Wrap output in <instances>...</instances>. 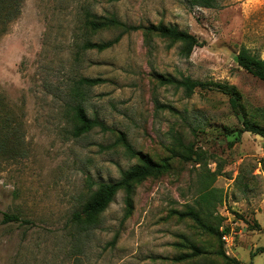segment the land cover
Masks as SVG:
<instances>
[{
	"label": "rangeland",
	"instance_id": "374dc122",
	"mask_svg": "<svg viewBox=\"0 0 264 264\" xmlns=\"http://www.w3.org/2000/svg\"><path fill=\"white\" fill-rule=\"evenodd\" d=\"M85 12L175 26L203 45L183 57L180 43L137 31L106 51H84L83 40L120 35L89 33ZM243 46L264 59V0H24L0 38V108L13 121L0 151V264H229L220 252L264 264V252L253 256L264 246V139L245 133L229 143L241 117L217 87L233 89L241 114L262 120L264 81L239 66ZM158 75L211 87L187 96ZM83 77L103 80L84 86L78 101L107 128L74 137L67 106ZM122 134L157 161L184 153L178 139L198 156L175 157L169 171L137 184L131 213L120 191L100 224L82 228L72 215L95 183L117 181L138 162ZM189 208L231 240L174 215ZM192 246L205 253L176 261Z\"/></svg>",
	"mask_w": 264,
	"mask_h": 264
},
{
	"label": "trees",
	"instance_id": "16d2710c",
	"mask_svg": "<svg viewBox=\"0 0 264 264\" xmlns=\"http://www.w3.org/2000/svg\"><path fill=\"white\" fill-rule=\"evenodd\" d=\"M23 3L24 0H0V38L7 34L11 23L19 18ZM84 21L85 27L89 33L91 32L96 34L102 30L120 31V35L107 41H92L91 39L83 40L80 44L81 49L84 51H106L116 45L124 34L137 31H142L148 40L150 37L156 36L167 39L173 43H180V55L183 57H189L194 48L203 45V42H200L194 35L180 30L175 26H168L162 23L147 26L128 25L113 15L99 16L92 12H85ZM237 62L241 68L264 81V59L252 54L248 48L243 46L237 55ZM158 79L162 84H176L177 86L184 88L187 96H190L192 93H194L197 88L204 89L206 87H211L203 82L193 80L191 78L177 80L172 77L166 78L162 75H158ZM102 81L103 80L101 78L83 77L75 82L74 86H72L71 97L73 100H77V102L68 105L67 112L70 115L72 121V135L74 137H81L97 127L102 129L107 128L103 121H100L98 118H91L88 115L83 102L78 101V99L83 100L84 94L82 93V88L84 86L98 85ZM217 87H219L220 91L229 96L232 110L241 117L240 119L242 127L236 131L235 138L229 143L234 145L241 141V138L245 133H251L264 139V116L262 117V120H256L251 116H247L246 114L242 115L237 103L236 92L233 89L224 86ZM0 102H3L1 97ZM12 125L13 121L11 119V114L0 108V151L2 153H4L6 150L7 142L13 129ZM119 141L123 143L126 153L131 158H136L138 162L129 170L123 172L120 179L117 181L95 183L96 189L92 191L84 206L81 208V210L75 211L72 215L73 222L82 228H92L100 224L101 215L112 203L115 196L120 191H125L127 194L126 204L129 208L128 213H131L133 210L131 195L137 184L150 177L169 171L171 168V161L175 157H180L185 161H195L198 156L193 144L185 145L179 139L178 145L184 148V153H176V156H169L161 159V161L154 160L149 154L134 150L133 146L127 141V138L124 134L121 135ZM202 201L206 203L209 200L204 198ZM202 213L204 212L200 211V209L195 210L194 208H189L187 211H175L174 215H177L178 218L182 220H193L201 229L219 237L220 239L222 235L227 232V229L224 230V233L220 232L218 227L215 228L205 221ZM3 216V221L5 223L18 221V217L16 215L4 214ZM191 250V253H188L184 257H178L176 261H181L183 259L185 260L186 258L190 257L195 258L205 253L197 246H192ZM263 252L264 246L259 247L253 256ZM220 255H222L229 264H239L236 259L230 258L224 252H220Z\"/></svg>",
	"mask_w": 264,
	"mask_h": 264
},
{
	"label": "built area",
	"instance_id": "2783aa9c",
	"mask_svg": "<svg viewBox=\"0 0 264 264\" xmlns=\"http://www.w3.org/2000/svg\"><path fill=\"white\" fill-rule=\"evenodd\" d=\"M222 238H223V240H225L226 242H229V241L231 240L230 236L227 235L226 233L223 234Z\"/></svg>",
	"mask_w": 264,
	"mask_h": 264
}]
</instances>
